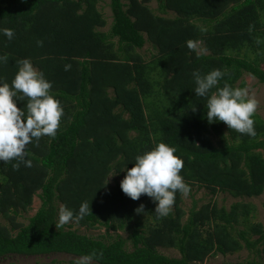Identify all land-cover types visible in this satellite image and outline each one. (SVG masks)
Returning a JSON list of instances; mask_svg holds the SVG:
<instances>
[{
    "label": "trees",
    "instance_id": "1",
    "mask_svg": "<svg viewBox=\"0 0 264 264\" xmlns=\"http://www.w3.org/2000/svg\"><path fill=\"white\" fill-rule=\"evenodd\" d=\"M103 1L0 0V28L15 33L10 41L0 35V55L8 57L0 78L11 83L17 60L29 58L64 108L56 137L27 146L31 167L0 162V259L67 254L69 261L40 264H204L247 249L255 256L238 264H264V221L251 218V199L264 194V119L253 116L254 137L209 124L192 75L220 69V87L245 88V74L264 84V0H156L157 7L110 0L107 31ZM147 43L156 50L149 60L139 51ZM161 142L183 160L188 194L203 187L238 200L230 209L194 201L187 210L178 192L170 214L159 218L151 198L132 200L121 181L110 182ZM35 196L41 206L25 224L18 217ZM84 202L91 211L83 219L56 227L62 206L78 211Z\"/></svg>",
    "mask_w": 264,
    "mask_h": 264
},
{
    "label": "clouds",
    "instance_id": "2",
    "mask_svg": "<svg viewBox=\"0 0 264 264\" xmlns=\"http://www.w3.org/2000/svg\"><path fill=\"white\" fill-rule=\"evenodd\" d=\"M0 35L13 39L14 30L0 28ZM38 46L43 41H37ZM187 47L195 51L196 45L187 42ZM8 57L0 55V64L7 63ZM17 71L11 83L0 78V162L16 161L13 165L19 169L23 164L31 167L32 161L26 159V148L33 142L39 143L42 137L55 138L64 116L61 102L51 94L53 84L44 73L39 71L29 58L17 60ZM65 71L71 70V64H65ZM195 96L206 99V119L209 124L224 122L229 129L241 135L254 137L255 115L258 101L250 95L248 89L233 87L220 81L226 75L220 69H214L201 75L193 72ZM215 89V92L212 90ZM211 93V94H210ZM26 101L23 107L18 104ZM195 110V108H193ZM176 149L161 142L150 151L136 155L134 166L124 164L122 171L126 175L120 182V188L132 200L142 195L155 203L154 213L159 218L167 217L176 201V194L187 195L190 191L180 175L184 162L175 155ZM87 202L80 205L78 211L62 206L59 209L56 227H63L74 220L83 219L89 213ZM137 214L144 212V206L135 209Z\"/></svg>",
    "mask_w": 264,
    "mask_h": 264
},
{
    "label": "rangeland",
    "instance_id": "3",
    "mask_svg": "<svg viewBox=\"0 0 264 264\" xmlns=\"http://www.w3.org/2000/svg\"><path fill=\"white\" fill-rule=\"evenodd\" d=\"M110 0H105L100 3L101 6L104 7L105 16L108 18V25L105 28H101V30H109L110 25L113 21L111 8L109 6ZM152 7H157L156 0H153L151 3ZM116 41V40H115ZM117 42V41H116ZM145 59H150L153 54L156 53V50L151 46L150 43H147L144 48L139 50ZM264 69V61L261 64ZM244 79L247 83L246 88L248 89L251 96H253L258 101L257 113L264 119V84L260 83L257 78L252 75L245 74ZM110 176V182L114 184L116 181H121L124 178V175H116ZM238 199L231 196L229 193H217L216 195H212L209 191L203 187H195V190L192 193L185 195L184 205L187 210H189L194 201H197V205L202 204L203 202H217L219 207L225 206L227 209H230L232 204L236 202ZM247 200V199H246ZM254 204L257 205V209L251 216L252 222H261L264 221V209L262 203L264 201V194L260 197L251 199ZM41 206V199L38 196H35L34 203L29 212L22 214V216L18 217L19 221L27 224L29 218L33 216ZM3 222H6L2 219ZM73 222V221H72ZM78 229L81 233H88L89 235H101L106 233V228L97 227L87 229L85 227H79L78 225L74 226V229ZM163 252L170 257H179L180 253L174 249H164ZM253 253L247 249L237 252L235 254L223 255L218 254L216 256H210L206 259L204 264H238L247 259L253 257ZM255 256V255H254ZM72 258L71 255L67 254H54L52 256L45 257H36V256H21V255H11L6 258L0 259L1 263H14V264H40V263H50L54 259L69 261Z\"/></svg>",
    "mask_w": 264,
    "mask_h": 264
}]
</instances>
